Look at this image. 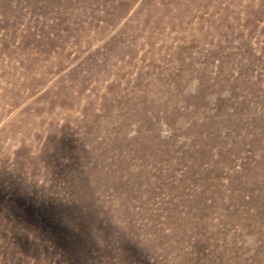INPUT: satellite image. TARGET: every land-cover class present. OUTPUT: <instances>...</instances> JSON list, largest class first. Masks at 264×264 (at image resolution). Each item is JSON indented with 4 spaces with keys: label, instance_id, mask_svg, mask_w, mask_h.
<instances>
[{
    "label": "rangeland",
    "instance_id": "1",
    "mask_svg": "<svg viewBox=\"0 0 264 264\" xmlns=\"http://www.w3.org/2000/svg\"><path fill=\"white\" fill-rule=\"evenodd\" d=\"M0 264H264V0H0Z\"/></svg>",
    "mask_w": 264,
    "mask_h": 264
}]
</instances>
